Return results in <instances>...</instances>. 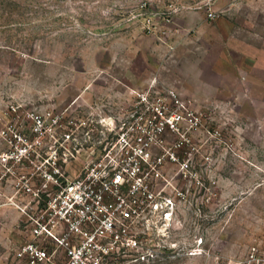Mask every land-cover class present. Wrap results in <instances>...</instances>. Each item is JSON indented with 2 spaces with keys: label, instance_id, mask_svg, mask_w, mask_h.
I'll list each match as a JSON object with an SVG mask.
<instances>
[{
  "label": "rangeland",
  "instance_id": "rangeland-1",
  "mask_svg": "<svg viewBox=\"0 0 264 264\" xmlns=\"http://www.w3.org/2000/svg\"><path fill=\"white\" fill-rule=\"evenodd\" d=\"M131 112L174 119L153 152L175 209L149 254L110 263L243 264L264 246V0H0V264H29L17 256L32 240L20 184L47 138Z\"/></svg>",
  "mask_w": 264,
  "mask_h": 264
},
{
  "label": "built area",
  "instance_id": "built-area-1",
  "mask_svg": "<svg viewBox=\"0 0 264 264\" xmlns=\"http://www.w3.org/2000/svg\"><path fill=\"white\" fill-rule=\"evenodd\" d=\"M28 114L40 133L42 115ZM173 120L133 112L107 115L69 121L60 136L47 138L38 171L20 184L31 194L32 240L20 245L17 256L29 264H111L119 256L149 254L145 240L152 234L164 237L175 209L170 194L175 187L163 170V157L153 152L163 145L161 133L174 126ZM41 142L37 137L35 144ZM26 152V147L18 151ZM79 158L78 171L59 166ZM45 163L51 167L42 169ZM243 264H264V246L249 247Z\"/></svg>",
  "mask_w": 264,
  "mask_h": 264
}]
</instances>
